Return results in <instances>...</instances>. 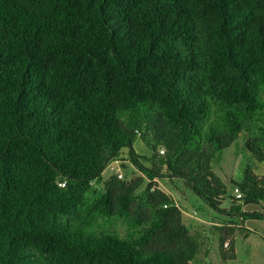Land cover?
<instances>
[{
    "label": "trees",
    "instance_id": "obj_1",
    "mask_svg": "<svg viewBox=\"0 0 264 264\" xmlns=\"http://www.w3.org/2000/svg\"><path fill=\"white\" fill-rule=\"evenodd\" d=\"M242 133L264 162V0H0V264H195L173 179L232 264L264 175L223 208L212 164Z\"/></svg>",
    "mask_w": 264,
    "mask_h": 264
},
{
    "label": "rangeland",
    "instance_id": "obj_2",
    "mask_svg": "<svg viewBox=\"0 0 264 264\" xmlns=\"http://www.w3.org/2000/svg\"><path fill=\"white\" fill-rule=\"evenodd\" d=\"M248 136L240 134L233 144L220 152V160L212 164L213 173L220 178L227 189V196L222 207H229L230 197L235 196L231 182L240 181L246 168H250L256 175H264V162L255 161L245 148ZM134 150L140 155L150 153L145 142L137 140ZM126 168L120 167L118 162H110L102 173L103 179L119 174L122 178L141 176L138 171L128 163ZM150 166L151 163H147ZM120 177V178H121ZM156 187L171 195L182 211V221L189 227L191 233L196 234L201 240V250L195 264H219L217 233L214 229L216 223H222L218 215L210 211L204 203L197 198L183 182L178 179L155 181ZM248 212H258L262 219H246L243 227L250 231L247 238L235 231L236 259L232 264H264V201L258 204L244 206ZM232 226V224H231ZM122 231V228H120Z\"/></svg>",
    "mask_w": 264,
    "mask_h": 264
},
{
    "label": "built area",
    "instance_id": "obj_3",
    "mask_svg": "<svg viewBox=\"0 0 264 264\" xmlns=\"http://www.w3.org/2000/svg\"><path fill=\"white\" fill-rule=\"evenodd\" d=\"M160 153L162 154L163 151H160ZM117 176H118V178L121 177V175L119 174V170L117 171ZM234 192H235V197H236L237 199H240V198H241V194L238 192V190L235 189ZM164 207H166V206H164ZM225 246H226V244H225Z\"/></svg>",
    "mask_w": 264,
    "mask_h": 264
},
{
    "label": "crops",
    "instance_id": "obj_4",
    "mask_svg": "<svg viewBox=\"0 0 264 264\" xmlns=\"http://www.w3.org/2000/svg\"><path fill=\"white\" fill-rule=\"evenodd\" d=\"M244 209H245V208L243 207L242 210H244ZM244 223H245V221H244Z\"/></svg>",
    "mask_w": 264,
    "mask_h": 264
}]
</instances>
